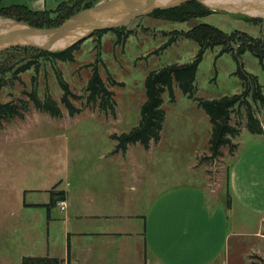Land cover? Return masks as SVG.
<instances>
[{
  "label": "rangeland",
  "instance_id": "obj_1",
  "mask_svg": "<svg viewBox=\"0 0 264 264\" xmlns=\"http://www.w3.org/2000/svg\"><path fill=\"white\" fill-rule=\"evenodd\" d=\"M27 1L7 0L0 9L24 6ZM200 25L228 34L239 31L264 38V24L257 28L242 16L222 12L187 24L145 17L127 28L132 35L125 42L109 33L102 42L98 68L104 81L108 82L110 75L118 84L110 86L116 115L99 106L87 108L84 99L75 103L82 113L72 119L61 104L59 74L76 96L84 97L93 71L87 66L97 65L99 60L93 39L85 41L81 53L76 54V64L41 65L36 81L40 98L52 94L64 115L56 120L31 105L25 117L0 125V264H22L24 258L61 257L69 244L68 231L78 226L75 221L68 223L70 212L80 211L83 202L94 203L83 199L82 190L90 184L100 187L102 182L100 188L112 185L121 194L129 188L130 196L144 204L140 211L145 209L148 214L172 192L198 193V206L205 203L200 211L207 213L200 218L201 233L205 236L203 226L215 218L231 235L225 242L226 235L221 240L218 232L213 234L220 251L218 264H264V136H252L245 118L235 114L233 122L242 131L234 140L238 149L232 153L226 148L223 157L213 161V128L199 107L201 101L242 96L250 84L248 100L264 125V109L255 103L251 80L256 79L264 92V63L258 58L251 53L239 56L236 47L233 53L224 55L221 49L207 51L197 72L193 98L177 84L174 99L169 91L163 95L166 117L160 143H153L150 151L136 145L127 155L114 154L117 142L113 137L130 134L141 124L148 76L168 67L192 64L201 52L200 45L183 38L166 48L173 33L189 32ZM11 56L14 54L0 59L2 68ZM240 73L249 75V80H243ZM35 76L34 71L19 76V80L10 76L7 86L0 89V103L27 100V94L35 90ZM254 153H259V214L242 207L231 213L226 196L228 170L241 161L247 162ZM61 195L67 196L72 210L61 211L56 204L62 200ZM114 202L119 211L124 210L123 197ZM99 203L107 205L110 201L99 198ZM71 244L75 245L74 237Z\"/></svg>",
  "mask_w": 264,
  "mask_h": 264
},
{
  "label": "trees",
  "instance_id": "obj_2",
  "mask_svg": "<svg viewBox=\"0 0 264 264\" xmlns=\"http://www.w3.org/2000/svg\"><path fill=\"white\" fill-rule=\"evenodd\" d=\"M7 0H0V6ZM102 0H73L63 3L52 12H34L24 6H15L11 8L0 9V16L6 19L15 20L20 23L28 24L34 28L47 30L61 27L77 14L90 10L101 3ZM213 13L199 3H189L177 9L167 11H157L149 16L151 19L165 22L191 23L195 20L207 18ZM246 23L259 27L264 24V20L242 17ZM114 33L119 36L120 42H125L132 35L127 28L114 31H103L94 35L93 42L97 44L95 48L98 51L99 60L97 65L87 66L93 69L88 85L84 90V97L76 96L70 89L65 79L59 74V85L63 91L61 104L68 112L72 119L82 113L77 108V102H83L86 99V107L99 106L106 113L112 112L116 115L114 103V94L110 90V86H117V82L109 75L108 82L101 77L98 65L101 63V48L105 36ZM187 39L200 45L201 52L197 60L188 65L172 66L164 70L151 73L146 79V103L142 108V120L138 128L134 129L130 134L113 137V141L117 142V149L114 154L127 155L131 146L141 145L146 151L151 150L152 144H158L161 141L165 122V111L163 110V95L169 91L173 96L174 86L177 84L185 95L193 98L195 93V82L199 66L203 61L204 55L209 50L221 49L222 55L231 54L238 49V55L251 53L264 63V38L256 39L246 33L235 31L231 34L209 25H200L189 32H175L173 38L166 46L171 47L180 39ZM84 43L63 52L51 54L34 49H16L0 55V59L14 54L9 59L5 68L0 66V89L7 86L9 77L19 80V76L35 72L32 85L35 90L28 95L27 100H20L17 103H8L3 105L0 103V125L3 121H12L17 118H23L30 112L31 105L38 111L50 115L53 119L60 120L63 118V111L58 102L52 97V94L46 93L44 99L40 98V90L37 89V76L42 64L50 63L56 65L61 63L64 65L76 64V54L81 53ZM86 67V68H87ZM243 80L248 81L249 75L240 73ZM254 85L253 97L256 104H260L264 109V92L256 79H251ZM13 81V80H12ZM35 82V85H34ZM110 84V85H109ZM252 89L248 84L247 91L242 96L233 98H224L216 101H201L200 109L208 116L213 131L210 140V159L217 161L223 157V150L229 148L234 153L238 146L234 144V140L240 138L242 131L238 124H234V116L244 117L246 120L247 131L255 137L264 136V125L257 118L252 104L248 98ZM174 99V96H173ZM239 110L238 112L236 110ZM65 195H61L60 204L65 201ZM58 202V203H57ZM55 202L52 205H56ZM230 205V201H229ZM23 264H61L58 260L48 258L44 259H25Z\"/></svg>",
  "mask_w": 264,
  "mask_h": 264
},
{
  "label": "crops",
  "instance_id": "obj_3",
  "mask_svg": "<svg viewBox=\"0 0 264 264\" xmlns=\"http://www.w3.org/2000/svg\"><path fill=\"white\" fill-rule=\"evenodd\" d=\"M70 1L73 0H28L24 7L34 12H52ZM258 161L259 153H254L247 162L241 161L228 170L226 196L231 213L234 208L242 207L244 211L259 214ZM94 186L90 184L82 190L83 199H92L94 203L83 202L80 211L70 212L67 218L68 223L75 221L78 226L74 231H68L69 244L65 253L61 257L44 258L58 260L61 264L219 263L218 241L213 234L218 232L221 240L226 235L225 242L231 235L226 234L224 224L215 218L203 226L209 236L201 233L200 218L207 213L200 211L204 210L205 203L198 206V193L172 192L161 201L162 205L159 203V209L156 204L148 214L145 209L140 211L144 204L137 203L136 197L130 196L129 188L123 189L121 194V190L112 185ZM120 196L126 201L123 211L113 205L114 199ZM64 198L67 203V196ZM99 198L110 203L98 204ZM67 209L72 210V205ZM71 237L75 239L74 246ZM44 258H24L22 264L25 259Z\"/></svg>",
  "mask_w": 264,
  "mask_h": 264
},
{
  "label": "water",
  "instance_id": "obj_4",
  "mask_svg": "<svg viewBox=\"0 0 264 264\" xmlns=\"http://www.w3.org/2000/svg\"><path fill=\"white\" fill-rule=\"evenodd\" d=\"M193 2L213 13L264 20V0H105L56 29L41 30L0 16V55L16 49L63 53L99 32L126 29L157 11Z\"/></svg>",
  "mask_w": 264,
  "mask_h": 264
},
{
  "label": "built area",
  "instance_id": "obj_5",
  "mask_svg": "<svg viewBox=\"0 0 264 264\" xmlns=\"http://www.w3.org/2000/svg\"><path fill=\"white\" fill-rule=\"evenodd\" d=\"M58 206L61 208V210H62L63 212H65V211L67 210V208H68V205H67L66 202H62V203H60Z\"/></svg>",
  "mask_w": 264,
  "mask_h": 264
}]
</instances>
